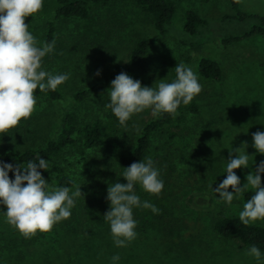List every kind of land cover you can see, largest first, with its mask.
<instances>
[{
	"label": "rangeland",
	"instance_id": "rangeland-1",
	"mask_svg": "<svg viewBox=\"0 0 264 264\" xmlns=\"http://www.w3.org/2000/svg\"><path fill=\"white\" fill-rule=\"evenodd\" d=\"M174 1L178 30L191 9L209 21L206 32L212 37L205 40L202 55L221 63L223 78H202L193 62L191 70L202 86L193 98L198 111L187 113L173 138L155 137L152 161L163 189L153 195L137 184L134 191L138 196L141 191L143 201L155 205L159 212L145 215L142 207L133 208L137 235L127 247L115 246L110 224L103 219L110 209L107 188L119 180L117 156L131 147L142 126L153 117L151 109H145L121 126L110 152L105 145L85 148L84 155L71 148V155L64 154L53 163V175L63 169L75 176L77 182L70 195L78 187L82 194L75 198L71 216L57 222L50 232L23 237L6 223L7 209L0 204V264H113L111 258L116 254L120 259L115 264H264V253L258 262L245 255L249 247L240 240L221 238L213 229L219 214L239 216L243 210L242 193L228 204L213 190L226 178L230 150L232 158L238 155L234 151L238 148L249 156L248 167L234 170L241 187L247 174L254 173L264 161V154L252 146V133L264 132V36L223 45L219 39L225 35L248 30L247 22H222L224 15L235 13L228 0ZM239 1L245 12L264 15V0ZM56 9L54 0H43V8L28 26L37 46L42 47L49 23L56 24L54 50L42 58L41 70L68 74L69 78L57 87L63 98L35 96V111L30 118L0 134V152L43 145L57 128L64 108L74 111L80 121L105 120L111 86L83 102H76L73 94L110 67L127 61L138 39H155L141 67L130 76L142 86L155 88L161 80L169 82L174 66L189 53L175 33L160 38L151 15L134 0H111L94 8L85 19L56 18ZM260 175L264 185V173ZM9 177L14 179L15 173L9 172ZM47 181L49 189L56 188Z\"/></svg>",
	"mask_w": 264,
	"mask_h": 264
},
{
	"label": "clouds",
	"instance_id": "clouds-1",
	"mask_svg": "<svg viewBox=\"0 0 264 264\" xmlns=\"http://www.w3.org/2000/svg\"><path fill=\"white\" fill-rule=\"evenodd\" d=\"M43 8V0H0V134H6L18 126L22 119H28L35 111V91L55 90L68 78V74H55L41 70L42 58L54 50L55 41L45 42L38 47L36 38L29 31L26 20ZM176 77L172 82L161 80L153 87L142 86L139 80L121 72L112 81L109 90L110 108L121 126L134 115L151 109L153 116L168 113L173 116L181 104L188 105L202 91V86L191 68L184 64L175 67ZM99 75V72L96 73ZM253 147L264 154V132L252 133ZM245 145H247L245 143ZM238 153L227 160L226 178L213 189L224 202L231 204L238 196L251 188L254 194L243 204L239 220L245 226L264 220V161L255 172L246 176V183L240 186V177L234 171L248 167L249 156ZM38 161V162H37ZM23 169V171H21ZM38 169H49L46 159L37 157L35 161L14 166L0 161V204L6 206V223L14 227L25 238L37 232L47 233L57 222L71 216L75 198L82 192L78 187L71 192L68 187L49 189L48 181ZM9 172L15 173L10 179ZM122 176L127 183L116 182L107 188L106 199L110 209L103 219L110 224V232L117 247H127L136 238V221L133 208L143 207L158 213L159 209L148 201L141 202L135 194L137 184L145 191L158 195L163 189L159 171L153 166L152 159L133 162L125 168ZM26 182V183H25ZM229 187L232 191H229ZM245 255L260 261L261 250L252 245ZM113 264L119 261L118 254L112 256Z\"/></svg>",
	"mask_w": 264,
	"mask_h": 264
},
{
	"label": "trees",
	"instance_id": "trees-1",
	"mask_svg": "<svg viewBox=\"0 0 264 264\" xmlns=\"http://www.w3.org/2000/svg\"><path fill=\"white\" fill-rule=\"evenodd\" d=\"M57 3L56 18H81L90 16L91 11L99 6L108 4L111 0H54ZM145 12L151 15L152 22L163 38L171 33H175L178 40L188 48L189 53L177 64H184L192 68L195 62V71L204 79L220 81L223 78V67L216 59L203 56L202 50L205 40L209 39V21L203 18L195 10H188L184 17V24L179 30L174 23L177 6L174 0H134ZM234 14L224 15L225 20H237L247 22L248 30L245 32L232 33L219 39L223 45H231L257 35L264 36V15L250 14L242 10L239 0H228ZM33 16L27 18L29 24ZM56 24L49 23L45 41L51 43L56 39ZM158 38V39H160ZM155 39L142 37L138 39L127 61L110 67L101 76L94 79L87 87L78 89L73 94L76 102H83L111 86V81L121 72L129 76L135 75L136 70L141 67L146 57L149 55ZM176 64V65H177ZM171 71L169 82L175 77V67ZM46 96L50 100H60L63 98L62 92L56 88L53 90L35 91V96ZM198 111V105L191 101L188 105L181 104L175 116L168 113H161L158 116L149 118L135 136L131 147L117 156L118 182L127 183L122 176L125 168L133 162L146 161V158H153V143L156 136L173 138L178 134L175 128L186 121L187 113ZM121 125L115 115L109 109L106 119H96L92 121H80L77 114L69 108H64L59 119V123L54 133L39 147H30L20 151L5 150L0 152V161L11 163L15 166L27 164L28 161H35L37 157L44 158L49 163V169H38L42 176L58 187H68L70 191L76 185L75 176L59 169L55 175L52 174L53 163L64 154L71 155L72 149L84 155L85 148H97L106 146V152H110L109 147L113 141L119 139ZM72 148V149H71ZM38 162V161H37ZM139 186V185H138ZM141 202H144V194L139 191ZM254 194V190L247 189L242 193L244 203ZM142 207L145 215H151V210ZM213 229L219 237L233 240L238 239L249 248L257 246L261 253H264V223H251L245 226L240 222L239 216L219 214L213 224Z\"/></svg>",
	"mask_w": 264,
	"mask_h": 264
}]
</instances>
